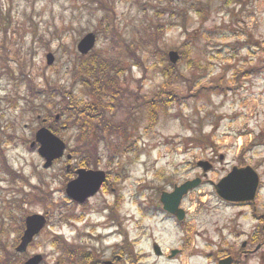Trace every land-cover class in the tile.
<instances>
[{
    "label": "rangeland",
    "instance_id": "rangeland-1",
    "mask_svg": "<svg viewBox=\"0 0 264 264\" xmlns=\"http://www.w3.org/2000/svg\"><path fill=\"white\" fill-rule=\"evenodd\" d=\"M99 1L0 0V234L4 232L0 244L8 248L4 253L0 246V263L4 258L8 264H19L29 252L43 253L46 262L55 264L60 252L52 242L57 235L70 243H84L86 239L101 250L88 231L96 233L92 226L101 219L99 210L103 203L118 210L123 221L120 230L136 242L140 264H217L218 256L229 253L241 258V244L257 229L255 216L259 218L264 213V0H179L176 10L173 4H165L168 12H158L161 7L156 0ZM197 2L205 8L203 16L189 10ZM173 11L179 12V17L172 16ZM108 15L114 16L116 32L128 42L137 43L142 35L146 36L147 24L161 27L163 48L180 53L181 75L175 87L180 103L174 102L171 109L161 112L155 125H146V118L138 125L134 133L143 134L139 138V152H117L121 145L129 143V137L109 141V149L101 146L105 145L102 140H96L103 156L86 157L89 161L102 160L103 164L114 161L108 185L118 190L116 196L100 191L86 208L70 204L72 211L65 208L63 212L72 222H62L58 219L61 211L57 202L66 198L63 166L67 159L45 169L36 148L29 147L36 129L49 123H42L41 118L50 111L56 112L59 102L56 106L50 103L59 96L52 97L50 93L36 98L27 87L34 82L41 89L74 88L75 95L82 97L86 89L74 83L70 72L79 55L77 44L86 33L95 32L98 40L91 53L102 51L110 56L114 44L105 31ZM143 49L137 51L145 56ZM48 52L55 55L51 65L47 63ZM153 62L154 58H150L148 64ZM145 69L133 65L124 78L141 93L152 95L162 89L166 77L159 69L149 68L147 74ZM137 79L145 81L141 87L136 86ZM218 83L241 87L237 86L235 91L225 87L222 92L212 85ZM208 85L211 87L205 88ZM119 116L121 113L114 119ZM63 131L56 134L73 148L78 132L73 127ZM203 136L211 137L217 147L212 150L203 143ZM8 139L12 140L9 145ZM211 151L226 158L183 200L181 206L188 213L185 221L178 222L163 211L147 214L146 200L157 205L163 190L202 175L196 163L208 158ZM241 151H246L245 156L258 167L262 179L258 209L254 212L249 207L224 203L210 184L218 182L237 164ZM70 162L74 167L80 166L78 158ZM7 165L33 185L41 182L52 192L54 204L33 201L21 205L22 189L29 193L33 189L23 178L9 175ZM137 200H145L144 208ZM33 212H49V223L31 250L19 256L13 248L19 242V225L15 222H20L22 214ZM9 221L10 225L5 224ZM84 221L91 226L87 231ZM89 238L92 240L87 241ZM155 242L166 254L155 255ZM175 248L181 251L170 258ZM261 254L264 255V248ZM241 264H264V257H252Z\"/></svg>",
    "mask_w": 264,
    "mask_h": 264
},
{
    "label": "trees",
    "instance_id": "trees-1",
    "mask_svg": "<svg viewBox=\"0 0 264 264\" xmlns=\"http://www.w3.org/2000/svg\"><path fill=\"white\" fill-rule=\"evenodd\" d=\"M102 1L103 0L99 2L101 3ZM229 1L230 0H228V2ZM156 2L161 9H164V11L160 9L158 12H168L165 4H173L174 10H176L179 0H156ZM228 2L226 3L228 4ZM197 5L198 9L196 8ZM189 10L195 11L197 14L205 12V8L201 7L199 2L195 3L194 6L193 4L190 5ZM179 15L180 13L176 11L172 13L174 17H179ZM114 21V16L108 15L105 23V31L106 35H108L107 38L114 44L113 48L110 49L111 55L106 56L101 51L90 53V55L85 58L86 56L79 54L74 61L73 68L70 70L74 83H78L86 89L82 97L75 95L74 88L67 89L62 86H53L50 89H47V87L41 89V87L39 86V88L37 83L34 82L27 87L28 91L36 98L42 99V96L46 97L50 93L52 97L53 95L59 96V99L51 101L50 103L52 106H56L57 102H59L56 112L53 113L50 111V114L44 118L49 120L47 125H49L54 132L61 133L63 130V132H65L71 127L76 129L78 132V135L76 134V143L74 147L71 148V151L76 156H103V153L100 151V144L97 143L96 140L105 141V145L101 146H106V148L109 149L110 146L112 147L109 141H114L115 138L118 139L119 137L125 139L129 137V143L121 145L117 152H139V138L142 139L143 134L141 132L134 133L138 125L143 123L145 118L146 125H149V127L155 125L159 121L161 112H167L171 109V105L174 102L180 103V96L176 93L175 87L179 81L178 76L181 75V72L178 67L179 64L173 65L169 61L168 53L162 46L161 41L164 38V34L159 31L161 27H149L151 24H147L146 26L148 27L145 30L146 36L142 35L140 41L133 43L128 42L121 34L116 32V26L114 27L112 24ZM155 22L159 21L155 20ZM5 30H7V28ZM118 48L124 49L119 52L120 50L118 51ZM142 48H144L143 50L146 54V58L138 54L137 50ZM187 52H190V49ZM150 58H154L153 64H148ZM188 64L191 66L192 60H189ZM133 65H141L143 69L146 67V74L149 68L161 70L162 74L166 77V80L161 83L162 89L152 95L143 94L135 88L132 83L125 79H121L126 77V72H129ZM135 82L136 86L138 85L141 87L140 84L143 83V80H135ZM212 85L215 89L219 87L222 92L227 86L231 88L232 91H235L237 86H240V84L229 85L228 83L223 85L220 83ZM54 87L58 89L55 90ZM210 87L211 85H208L205 88L209 89ZM36 113L39 114L40 111L36 109ZM118 113H121V116H119L118 119H114ZM57 114L60 115L59 119L56 118ZM122 116H124V118H121ZM120 118L123 119V121H121ZM64 126H67V128H64ZM7 128L9 130L12 127L9 126ZM130 130L132 131L129 133ZM134 135L138 138H135ZM203 138H205L203 143L209 146L213 145L211 137L203 136ZM11 142L12 140L8 139L7 144ZM115 154L116 153H114V155ZM100 164V160L83 162V165H94L95 167ZM6 171L13 178H23L22 180L33 189L32 193L22 189L21 196L24 197L21 200L19 199L21 205L33 201L44 204H54L52 202V192L45 189L41 182L33 185L30 180L27 181L23 175L19 177L8 165ZM57 203H59L58 207L60 208L58 211H61L58 219L63 222L68 218L67 215H64L63 211L65 208H68L69 205L65 199ZM10 224L11 223H8V225ZM15 224H18V222H15ZM3 235L4 232H2L0 236ZM52 243L62 255L63 252H67L69 246L63 237L55 238ZM1 244V247L7 248ZM132 258L134 259V257ZM64 261L65 258L61 256L59 262L63 264Z\"/></svg>",
    "mask_w": 264,
    "mask_h": 264
},
{
    "label": "water",
    "instance_id": "water-1",
    "mask_svg": "<svg viewBox=\"0 0 264 264\" xmlns=\"http://www.w3.org/2000/svg\"><path fill=\"white\" fill-rule=\"evenodd\" d=\"M96 36L93 33L87 34L78 44V49L82 53H88L95 45ZM171 60L176 63L180 58L177 51H170ZM54 56L48 54V62L51 64ZM37 141L41 143L39 152L46 158L45 166L52 165L53 161L64 154L66 144L59 137L52 133L48 128H41L37 132ZM35 143H32L34 146ZM199 165L207 171L210 165L207 161H200ZM106 179V173L103 170H86L79 171V176L76 180L69 183L67 194L74 200L83 202L89 196L95 194ZM201 183V178L188 180L181 185H177L173 192L164 191L161 196V201L165 209L173 214H176L180 220L186 216L184 209L180 208V203L183 197L192 189L196 188ZM259 185V176L251 167L237 168L235 167L228 177L222 179L217 185L218 194L226 200H241L250 199L255 196ZM47 219L42 214H32L27 217L26 230L22 237V242L18 250L24 251L32 242L34 236L38 234L45 226ZM157 253L160 250L156 248ZM177 251H173L176 254ZM42 260L41 255H37L30 259L26 264H39ZM221 264H230V259L222 260Z\"/></svg>",
    "mask_w": 264,
    "mask_h": 264
},
{
    "label": "flooded vegetation",
    "instance_id": "flooded-vegetation-1",
    "mask_svg": "<svg viewBox=\"0 0 264 264\" xmlns=\"http://www.w3.org/2000/svg\"><path fill=\"white\" fill-rule=\"evenodd\" d=\"M214 153H212V155ZM225 158L226 157L223 154H220L219 156L214 154L213 156H211L210 161L212 162V169L215 170L217 163L224 161ZM236 161L238 166H244L248 164L247 161L244 164H242V162L239 160ZM78 168L79 166L74 167L72 165L70 170L71 172H73L76 171ZM229 171L230 169L225 173V175L228 174ZM208 174L203 173V177H207ZM108 184H109V180L104 184L101 191H107V188L109 187ZM110 188L112 191L115 190L113 186ZM260 191L261 189L258 190V194H260ZM87 201L90 202L91 199ZM88 202H85L84 204H79L78 206L82 208H86L89 205ZM228 203H232V205L245 207V208L253 207L254 210L258 209L257 199L255 200V202L245 201V202H228ZM157 206L158 208L161 207L160 204H157ZM99 211L102 212L101 219L98 222H95L94 225L92 226V228H95L96 233L92 231H88V233L94 236L93 239H95V243L97 244V246H100L102 249L99 251L96 250L95 249L96 246L86 242L85 239L84 243H82L83 246L81 247V250H79L78 252H70L69 255L75 257L80 255L81 258H85L84 263L82 262V264H86V263L87 264H132L129 260L126 259L130 257L132 252H134V243L133 241L129 240V237L123 235L124 231H120L122 224L118 220V210L115 209L114 205L106 204L102 206ZM79 217L83 218V215H80ZM84 222H85L84 227L86 228L85 231H87V228L91 226L86 225L87 221ZM76 226L78 225L76 224ZM255 234L256 232L254 231L252 236H250L249 238L243 241L242 243L243 246L241 245V249H240V253L243 252L242 255H240L241 258H237L235 254H230V253L221 258H225L229 256L231 258V264H241L243 261L246 263V260L252 257H257V259L259 260V255H261V251L264 248V238L262 236L255 237L254 236ZM118 237L121 239L119 240ZM90 240H92V238H89V240L87 241ZM43 263L44 262H42V264Z\"/></svg>",
    "mask_w": 264,
    "mask_h": 264
}]
</instances>
